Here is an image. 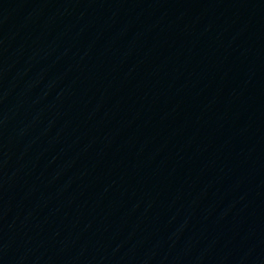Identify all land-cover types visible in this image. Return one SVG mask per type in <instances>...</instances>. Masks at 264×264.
Returning a JSON list of instances; mask_svg holds the SVG:
<instances>
[{"label":"water","instance_id":"1","mask_svg":"<svg viewBox=\"0 0 264 264\" xmlns=\"http://www.w3.org/2000/svg\"><path fill=\"white\" fill-rule=\"evenodd\" d=\"M0 264H264V0H0Z\"/></svg>","mask_w":264,"mask_h":264}]
</instances>
